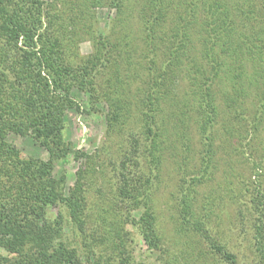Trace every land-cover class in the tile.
<instances>
[{"label": "trees", "instance_id": "trees-1", "mask_svg": "<svg viewBox=\"0 0 264 264\" xmlns=\"http://www.w3.org/2000/svg\"><path fill=\"white\" fill-rule=\"evenodd\" d=\"M231 1L187 0L164 32L171 0H145L136 16L137 0H0V248L7 252L0 251V264H116V257L106 258L99 249L103 227L117 230L111 252L124 250L133 230L151 250L160 249L155 192L169 153L181 169L174 228L191 237V253L197 252L200 264H264V183L250 182V197L243 202L253 222L252 262L241 260L213 234V208L210 201L200 207L197 196L216 168L218 132L229 148L239 150L264 123V0ZM101 6L116 11L106 28L96 14ZM199 10L204 17L199 54L187 74L190 98L175 91ZM132 18L139 34L126 28ZM80 24L94 48L84 56L73 50ZM138 50L147 74L134 102L125 69ZM104 70L112 73L100 86ZM220 82L225 84L218 101ZM75 87L93 103L106 100V131L123 141L119 157L109 159L117 180L98 221L88 212V190L91 171L98 172L99 150L77 149L64 134L67 109L80 110L72 97ZM193 127L200 161L188 172ZM11 134L33 136L49 158L14 161ZM70 157L84 161L67 193L66 176L57 178L53 168ZM252 168L264 175V154ZM112 210L124 216L110 224L105 212Z\"/></svg>", "mask_w": 264, "mask_h": 264}, {"label": "rangeland", "instance_id": "rangeland-1", "mask_svg": "<svg viewBox=\"0 0 264 264\" xmlns=\"http://www.w3.org/2000/svg\"><path fill=\"white\" fill-rule=\"evenodd\" d=\"M137 1L138 5L134 16L137 15L138 9L141 8L145 0ZM233 1L236 3L238 0H232L231 3ZM186 3L187 0H171L169 20L163 25L162 31L167 32L170 26H172V19ZM96 14L100 26L106 28L111 18L116 15V11L109 7L101 6L96 9ZM198 17L199 20L194 25L192 33V49L189 50V56L183 62V76L179 79V84L175 91L180 96L187 94L190 98L187 74L193 67V62L199 54L198 28L204 17L201 10H199ZM132 22L133 24H128L126 28L133 29L134 32L139 34L137 19L132 18ZM83 26V24L79 25L77 31L79 35L74 43L72 42L73 50L75 52L78 51L81 56L89 54L94 49L93 42L89 39L88 34L83 31ZM121 28L120 25H117L118 30H121ZM142 61L143 54L138 50L137 54L133 56L130 67L127 66L129 69H125L128 75V85L131 88L129 97L134 102L137 98V90L141 87L147 74L145 72L146 70L141 66L143 65ZM111 73V70H104L100 74L98 78L100 86L106 84V79ZM224 84L220 82L215 87L218 101L221 99V89H223ZM72 97L80 105V110H77L75 107L67 109L64 117L65 139L71 142L75 148L84 150L90 154L99 150L96 155L99 163L96 166L98 172L91 171L89 179L91 188L88 190V212L91 215V219L95 220L98 218L99 213H103L104 209L108 208L109 201L113 199L117 170L113 169L115 164H109V159L114 160L119 157L123 141L120 138V134L119 136L109 137L106 131L108 128L106 114L109 112V104L106 100L93 103L88 94L77 87L74 88ZM252 99L253 96H250L248 99L249 106L252 105ZM130 121L132 123L133 120L131 119ZM131 126L135 127L137 125L134 123ZM221 134V132H218L216 140V168L210 180L198 187V202L200 207H202L206 203L205 201H210L209 205L212 206L213 212L209 225L212 227L213 234L234 251L241 260L252 262L254 258L252 253L253 222L243 202L248 201L250 197L249 192L246 191L250 187V182L261 180L264 183V175H260L252 168L257 155L264 154V123L255 136L248 137L244 141V144H240L241 147L239 150L229 148L230 146H227V142L223 141L224 138L221 137ZM191 135L193 136L194 152L192 155L193 161L188 168V172L194 171L193 166L198 165L200 161V144L198 134L195 132L194 127ZM9 141L13 145L10 157L14 161L20 162L29 157H37L45 160L49 158L44 146L31 135L23 137L11 134ZM247 143H251V145ZM253 148L258 149V154L254 155ZM180 149L181 146L178 149V152L181 154ZM172 156L175 157V155ZM172 156L170 153L166 155L165 171L155 192V210L163 234L161 248L151 250L142 236L132 228L133 236L126 235L125 238L126 248L123 250L121 247L111 252L114 249L112 242L118 240L117 230L114 227V230L112 229L110 233L107 227L106 230L104 227L99 228L98 235L101 236V240L104 242H101L102 245L99 249L106 258H110V256L116 257L113 258L116 264H200V260L196 255L197 252L191 253L193 247L191 237L177 234L174 228V220L177 214L174 198L178 193L181 169ZM175 159L180 163V156ZM83 161L84 158L75 160L73 157H70L66 161H57L54 164V175L57 178L62 175L66 176L67 193L74 186L77 171L82 166ZM57 211V208L52 209L54 213H57ZM105 215L110 220V224L113 223L114 219L124 216L121 213H114L113 210L111 213L105 212ZM93 224L96 225L95 223ZM106 250L109 252L107 253ZM0 251L5 254L7 253L1 248Z\"/></svg>", "mask_w": 264, "mask_h": 264}]
</instances>
